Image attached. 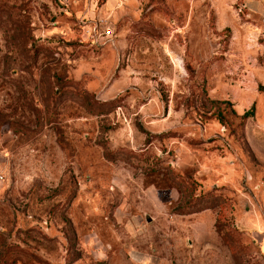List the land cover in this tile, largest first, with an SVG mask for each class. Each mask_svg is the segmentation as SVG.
Listing matches in <instances>:
<instances>
[{
    "label": "rangeland",
    "instance_id": "374dc122",
    "mask_svg": "<svg viewBox=\"0 0 264 264\" xmlns=\"http://www.w3.org/2000/svg\"><path fill=\"white\" fill-rule=\"evenodd\" d=\"M0 176V264H264V0H0Z\"/></svg>",
    "mask_w": 264,
    "mask_h": 264
},
{
    "label": "water",
    "instance_id": "95a60500",
    "mask_svg": "<svg viewBox=\"0 0 264 264\" xmlns=\"http://www.w3.org/2000/svg\"><path fill=\"white\" fill-rule=\"evenodd\" d=\"M150 218L148 217V220H149Z\"/></svg>",
    "mask_w": 264,
    "mask_h": 264
},
{
    "label": "built area",
    "instance_id": "2783aa9c",
    "mask_svg": "<svg viewBox=\"0 0 264 264\" xmlns=\"http://www.w3.org/2000/svg\"><path fill=\"white\" fill-rule=\"evenodd\" d=\"M1 177V176H0Z\"/></svg>",
    "mask_w": 264,
    "mask_h": 264
}]
</instances>
